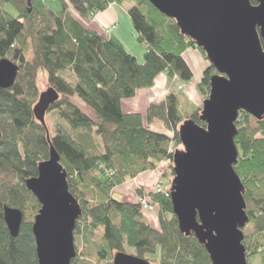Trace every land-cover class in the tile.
<instances>
[{
    "label": "trees",
    "instance_id": "16d2710c",
    "mask_svg": "<svg viewBox=\"0 0 264 264\" xmlns=\"http://www.w3.org/2000/svg\"><path fill=\"white\" fill-rule=\"evenodd\" d=\"M124 1L134 3L127 15L138 42L147 49L143 64L116 38L89 27L96 14ZM188 49L199 50L180 34L174 20L147 0H0V60L18 66L14 84L0 89V264H37L31 222H25L24 212L39 205L24 182L36 177L37 165L48 158L45 121L43 127L33 114L42 94L36 85L40 74L46 78V91L58 95L45 116L53 112L63 124L50 141L81 208L74 236L92 244L96 264H111L114 254L126 248L156 264H210L204 247L179 232L170 200L159 195L150 199L158 214L159 229L154 230L139 205L113 196L115 188L156 169L163 160L170 162L173 176L168 145H179L177 127L188 119L204 127L198 121L201 108L188 103L182 92L193 80L182 59ZM160 74L168 83L176 79L175 91L163 102L149 104L143 115L122 112L121 102L151 89ZM215 74L211 65L204 69L195 86L200 96H208ZM153 120L175 135L172 141L150 130ZM235 125L238 157L233 170L243 186L248 217L243 245L247 264L253 255L264 263V119L241 112ZM4 205L23 213L16 237L5 226ZM96 228L102 229L98 243L91 238ZM157 248L160 260L151 261ZM79 256L71 264L79 263Z\"/></svg>",
    "mask_w": 264,
    "mask_h": 264
},
{
    "label": "water",
    "instance_id": "95a60500",
    "mask_svg": "<svg viewBox=\"0 0 264 264\" xmlns=\"http://www.w3.org/2000/svg\"><path fill=\"white\" fill-rule=\"evenodd\" d=\"M147 1L175 21L216 72L198 117L204 127L189 119L177 131L183 149L172 156L170 204L178 230L204 247L210 264H247L243 229L248 217L243 186L233 170L238 157L235 123L241 112L264 119V0ZM17 72L16 64L0 60V89L10 88ZM57 98L48 90L33 108L43 127L45 113ZM46 138L48 158L37 165V176L24 182L40 207L31 225L36 259L37 264H71L77 255L74 231L81 208ZM2 210L9 234L16 237L23 213L7 205ZM112 264L150 262L120 252Z\"/></svg>",
    "mask_w": 264,
    "mask_h": 264
},
{
    "label": "rangeland",
    "instance_id": "374dc122",
    "mask_svg": "<svg viewBox=\"0 0 264 264\" xmlns=\"http://www.w3.org/2000/svg\"><path fill=\"white\" fill-rule=\"evenodd\" d=\"M124 2L125 3H123L122 7H123V10H125V11L127 10L128 6L134 5L133 2L132 3L127 2V1H124ZM53 7L54 6L52 5V8ZM94 17H93V19H94ZM121 17L126 18L128 16L121 15ZM93 19H92V21H93ZM129 27L127 29V26L126 27L125 26H122L120 28V32L119 33L117 32V35H118L117 36V39L118 38L121 39V41H122L121 44L123 45L124 49L126 50V52L128 54H130V55H132L134 57L137 56L136 57L137 58L136 59L137 62L139 64H143V62H144V54H145V52H146L147 49L145 48V45L144 44H141V43L138 42L137 35L135 34V37H134V35L132 34V32L134 31V30L132 31V29H133L132 24ZM31 58H32V56L30 54L28 56V58H27V61H31ZM182 59H183V57H182ZM183 61H184V59H183ZM205 62H206V60H205ZM175 80L176 79H174L172 82L170 81V83L167 82V88H165V89L164 88H161L160 89L159 82H158L159 85L156 84L157 86H159L157 89L160 91V93H158V94L155 95V97L157 99L154 102L155 105L163 102L164 99H165V96H167L169 93L175 91V86L177 84V81H175ZM193 81L196 82L197 81V78L194 77V80ZM178 84H181V83H178ZM36 85H37V89H38V92L39 93H44L48 89L47 81H46V78H45V76L43 74H40L38 76ZM154 85H155V82H154ZM191 85L192 84H190L189 87L186 90H185L186 87L183 89L188 94L191 91V88L190 87H193L194 88V86H191ZM184 91H182V92H184ZM193 93H194V96H192L190 100H192V103L195 106L201 108L202 102L204 101L205 98L203 96H200L198 94V92L196 91V87H195V90L193 89ZM196 93L198 94V97H197ZM73 102L75 104H77L88 115L91 116V113L89 112V110L86 109L85 107L81 106L77 102V100H74ZM183 105H184V107H185L186 110H190V107H187L184 102H183ZM137 109L139 110L140 108H137ZM44 121H45V127H46V135H48L49 139H51V137H53L54 131L56 130V127L57 126L62 127V125H63L61 123V121L57 119L56 114L53 113V112L48 113L45 116ZM249 123H250L251 127H253V128L255 127L254 123L251 120H249ZM163 126L164 125L159 124V126L157 127V130L158 131H156L154 129H150V130H152V131H154L156 133L164 134V135H166L169 138V141H172V139H173V137L175 135L172 132H170L168 129H166L165 126L164 127ZM179 126L177 127V131H178ZM182 149L183 148L180 145V142H179V145H176V143H174V142L173 143L170 142L169 145H168V153L169 154H174L176 151H182ZM169 166H170V162L167 161V160H163V161H161L158 164V167H156V169L158 171L156 169H153V170H150V171H147L146 172V174H148V175L151 176L149 183H147L148 184V188L150 190H152V189H156V190L157 189H160L161 192H164V193L170 192L171 183L173 181L174 175L173 176H170V172L171 171H170V167ZM152 173H153V175H152ZM130 181H132V180H130ZM130 181H128V182H126V183H124V184H122L119 187H117V188L114 189V191H117V194L119 193V195L115 194V196H114V198L116 200L122 201L124 203H131V204H134L135 203V202H133L132 199L127 198V196L124 193V190L127 189V186H128L127 183H129ZM138 183L139 182H134V184L133 183L131 184L130 188L132 190V194L136 193L137 190L139 188H141L140 185H138ZM150 190H148V191H150ZM34 204L38 205L35 200H34ZM37 211H38V209L37 210L29 211V212H24L25 222L26 223H30V222L32 223L33 222V219H34V216L37 214ZM145 221L150 225V227L152 229H154V230H158L159 229L158 222H155L153 220L151 223H149L146 219H145ZM101 235H102V229L101 228H96L94 230V234L91 235V238L94 239V240L92 239L93 242L94 243H98ZM243 236H245V232L244 231H243ZM74 246H75V250H76L77 254H80V256H79V263L77 262V264H96V260L94 258L95 252H94V248H93L92 244H89V243L87 244L86 241H82L80 239V237L75 236L74 237ZM122 253H125V254L130 255V256H137L135 254L136 252L134 250H132V249H129V248H126L125 251H123ZM160 256H161V250H160V248H157L155 255L152 256V257H149V259L151 261L152 260L153 261L154 260L155 261H159L160 260ZM143 259L147 260L145 257H143ZM147 261H149V260H147ZM249 262L251 264H264V263H261V258H260V256H257V255L251 256L249 258ZM150 263L151 264H156L155 262H150Z\"/></svg>",
    "mask_w": 264,
    "mask_h": 264
},
{
    "label": "crops",
    "instance_id": "0c3cea01",
    "mask_svg": "<svg viewBox=\"0 0 264 264\" xmlns=\"http://www.w3.org/2000/svg\"><path fill=\"white\" fill-rule=\"evenodd\" d=\"M122 5L123 4H116L113 6H109L105 11L96 14L93 21L90 23L89 27L99 32L108 31V34L110 36H113L114 38L117 39V36H118L117 32L118 33L120 32V28L122 26H125V27L127 26V29L129 26H131V23L128 19L129 17H126V18L121 17V15L128 16L127 15L128 8L125 11L123 10ZM132 34L135 37L134 31L132 32ZM117 40L120 43L122 42L120 38H118ZM136 57L137 56H135V58ZM182 57L193 75V80H194V77H196L198 81L199 77H201L202 72L207 67V63L205 62V59L200 55L199 52L193 49L186 50L183 53ZM193 80L191 81V84H192L191 86H194V88L190 87L191 88L190 93L188 94L185 92L184 94L186 98L185 100H187L188 103L189 102L192 103V100L190 99L192 96H194L193 89L195 90V86L197 84V81L194 82ZM158 82L160 84V89L167 88V83H166L164 76L163 75L157 76L155 79V85L151 89L140 90L136 93L134 98L129 99V100H123L121 102L122 112L135 113L138 111V113H141L143 115L145 109L149 106V104H154L155 100H157L155 95L160 93V91L157 89L159 87L157 86L159 85ZM196 95L198 97L197 93ZM137 108H140V109L138 110ZM159 124L163 125V123H161L160 121L153 120L151 125H149V127L150 129H154L158 131L157 127L159 126ZM150 177H151L150 175L144 172V173L139 174L134 180L127 183L128 184L127 189L124 190V193L127 196V198L132 199L133 202H136V193L132 194V190L130 188L131 184L132 183L134 184V182H139L138 185H140V187L143 188L146 192H149L148 190L150 189L148 188L147 183H149ZM113 193H114L113 196H115V194H117V191H113ZM117 195H119V193ZM150 218L151 220H153L152 216H150Z\"/></svg>",
    "mask_w": 264,
    "mask_h": 264
},
{
    "label": "built area",
    "instance_id": "2783aa9c",
    "mask_svg": "<svg viewBox=\"0 0 264 264\" xmlns=\"http://www.w3.org/2000/svg\"><path fill=\"white\" fill-rule=\"evenodd\" d=\"M155 192L157 194H160V195H163L165 198H169V194L168 193H164V192H161L160 189H155ZM139 204L141 206V208L145 211H152L153 207L149 204L148 200H147V197L146 196H143L139 199Z\"/></svg>",
    "mask_w": 264,
    "mask_h": 264
},
{
    "label": "flooded vegetation",
    "instance_id": "af4514ba",
    "mask_svg": "<svg viewBox=\"0 0 264 264\" xmlns=\"http://www.w3.org/2000/svg\"><path fill=\"white\" fill-rule=\"evenodd\" d=\"M252 3H253V5H255V4H256V3H255V2H253V1H252Z\"/></svg>",
    "mask_w": 264,
    "mask_h": 264
}]
</instances>
